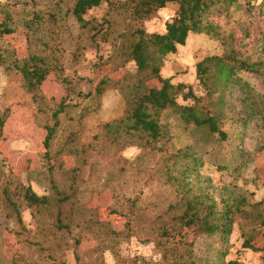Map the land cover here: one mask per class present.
Listing matches in <instances>:
<instances>
[{"label":"trees","instance_id":"obj_1","mask_svg":"<svg viewBox=\"0 0 264 264\" xmlns=\"http://www.w3.org/2000/svg\"><path fill=\"white\" fill-rule=\"evenodd\" d=\"M242 1L75 0L70 12L79 24L78 38L97 51L95 68L110 66L113 72L121 74L119 77L101 78L87 93L77 90V86L64 79L63 82L69 84L70 94L83 96L84 100L76 103L62 101L52 105L53 102L47 100L40 90L51 71L44 57L30 53L28 58H15L16 48H8L11 59L8 66L21 73L26 89L40 103L39 112L51 114L45 125L44 145L52 160V165L34 174L36 179L47 182L49 193L43 195H39L31 185L18 181L11 171L8 174L0 171V204L7 209V217L13 221L15 233L34 249V254L29 257L22 254L9 264H107L104 260L107 250L116 257L117 264H212L206 254L210 245L203 248L201 244L206 238L215 236L225 242L236 224L245 237L244 246L260 249L251 241L264 227L263 201L251 202L247 193L217 196L200 185V168L204 160L192 144L181 147L174 144L172 123L168 120L174 114L181 127L205 134L206 140H212L215 135L219 140H226L229 133L222 124L230 116L231 89L240 86L243 92L246 91L249 82L243 73L259 75L264 84L262 62L245 56L236 46L235 35H226L218 21L242 7ZM103 3L107 4V9L101 19L86 18L89 11ZM169 4H176L178 10L176 16L166 23L165 31H148L147 22L159 16ZM2 12L0 40L16 31L10 11L2 9ZM56 15V12L51 14L55 20ZM42 19L43 16L37 13L25 23L29 29L35 30ZM191 33L209 35L221 40L225 46L223 54L205 56L190 69L194 78L179 73L171 58L186 44ZM246 35H250L249 30ZM104 43L110 47L106 56L100 54ZM3 63H6L5 56L0 53V65ZM196 79L203 87V95L197 94L193 88ZM109 90L118 93L124 107L120 117L101 124L104 137L115 143L124 138L122 149L139 147L143 152L138 159L161 154L163 167L161 165L158 171L151 173L148 171V174L153 177L158 173L159 179H164L176 196L166 204L152 205L158 209L152 211L151 206L141 207L140 199H132L125 210L126 221L122 230L114 229L110 221L101 220L80 197L91 154L98 149L99 139L98 133L94 135L93 142L84 143L80 138L84 115L101 103ZM180 98L185 102L179 101ZM239 99L247 116L262 112L264 121V112L260 110L263 99L251 100L249 92ZM77 107L82 108L79 111L75 109ZM8 116V109L0 112V141ZM64 155L74 156L72 166L66 164ZM140 169L147 172L145 163ZM25 208L32 209L38 217L34 232L23 219ZM247 225H251V231ZM183 229L192 233V237L172 240L166 236L167 232ZM83 232H93L97 240L96 246L87 251L79 250ZM133 237H144L142 241L153 243L159 258L123 256V242ZM220 249L222 257H226L227 250L224 247ZM70 250L74 262L66 258L65 253ZM216 262L246 264L239 259L221 262V257Z\"/></svg>","mask_w":264,"mask_h":264},{"label":"rangeland","instance_id":"obj_2","mask_svg":"<svg viewBox=\"0 0 264 264\" xmlns=\"http://www.w3.org/2000/svg\"><path fill=\"white\" fill-rule=\"evenodd\" d=\"M74 2L75 0H0V21L4 18L2 9L9 10L16 28L15 34L0 40V53L6 60V63L0 65V112L6 109L9 112L0 141V171H6L7 174L11 171L18 181L31 185L39 195L49 193L47 182L44 179H36L34 174L52 165L44 145L47 133L45 125L49 122L51 114L39 112L40 103L38 104V100H35L33 94L26 89L21 73L8 66L7 62L11 61L8 48H16L15 58H28L30 53L44 57L51 71L40 90L47 100L53 102L52 105L62 101L76 103L84 100L83 96L69 93V84L66 85L64 79L77 86V90L87 93L101 78L121 75L113 72L110 66L95 68L94 63L98 60L96 49L78 38L79 24L70 12ZM242 3V7L234 9L229 16H223L218 21L226 35L230 33L235 35L236 46L244 55L252 60L261 61V68L264 69V0H243ZM106 9L107 4L103 3L102 6L89 11L86 18L101 19ZM177 10L176 4H169L160 11L159 16L147 22V30L164 32L166 23L176 16ZM53 12L57 13L56 20L51 16ZM37 13L43 16L41 24L35 30L29 29L25 22ZM247 30L250 32L249 36L246 35ZM109 50V45L104 43L100 54L106 56ZM224 51L225 46L221 40L203 33H191L186 44L172 56V61L179 73L194 78L190 69L198 61L205 56L223 54ZM242 75L249 82V86L245 92L240 86L231 89L233 92L229 95L228 106L230 116L222 124V128L229 133L226 140H219L218 135H215L208 141L205 134L181 127L179 119L174 114L168 120L172 123L174 144L178 147L192 144L204 160V165L200 168V185L209 188L217 196L223 193L225 196L247 193L251 202L261 200L264 206L262 112L260 115L247 116L239 99L249 92L251 100H264V84L261 77L255 73ZM193 86L197 94H204L203 87L197 79ZM179 101L185 102L181 98ZM123 107L124 102L118 93L109 90L101 103L85 112L80 134L84 143L93 142L94 135L99 134L98 149L91 154L86 182L82 186L80 197L101 220L110 221L116 230L124 228L125 210L130 206L132 199H140V206L143 208L151 206L152 211L158 210L152 205H163L176 198L171 188L164 183V179H159L158 173L153 177L148 174V171L149 173L158 171L163 164L161 154L138 159L143 152L139 147L130 146L122 149L124 138L118 143L110 142L101 132V124L112 120L111 118L120 117ZM81 108L75 109L80 111ZM260 110L264 112V104L260 106ZM173 142H170V147ZM64 160L69 167L74 164L73 155H64ZM143 163L147 169L146 173L140 169ZM23 219L26 226L34 232L38 217L32 209L23 210ZM13 228L14 223L8 219L7 209L0 204V264H9L22 254L27 257L31 253L34 254V249H31ZM250 228L251 225H247L248 231H251ZM166 236L172 240H186L192 237V233L183 229L180 232H167ZM142 240L144 237H133L123 242L121 254L125 257L139 255L158 259L159 254L153 243ZM244 242L245 237L236 224L225 242L215 236L206 238L201 246L204 248L205 245H210L206 254L212 260V264H221L216 262L219 257L221 262L239 259L246 264H264V227L258 230L251 241L260 248L259 250L245 247ZM96 244L93 232H83L79 250H90ZM220 247L227 250L226 257H222ZM65 255L69 262H74L72 250L67 251ZM104 260L107 264H117L116 257L110 250L104 252Z\"/></svg>","mask_w":264,"mask_h":264},{"label":"crops","instance_id":"obj_3","mask_svg":"<svg viewBox=\"0 0 264 264\" xmlns=\"http://www.w3.org/2000/svg\"><path fill=\"white\" fill-rule=\"evenodd\" d=\"M172 58V57H171Z\"/></svg>","mask_w":264,"mask_h":264}]
</instances>
